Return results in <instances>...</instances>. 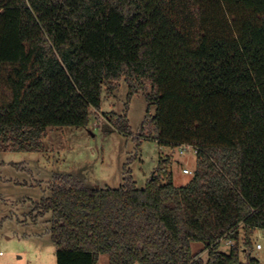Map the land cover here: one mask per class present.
Segmentation results:
<instances>
[{
    "label": "trees",
    "instance_id": "1",
    "mask_svg": "<svg viewBox=\"0 0 264 264\" xmlns=\"http://www.w3.org/2000/svg\"><path fill=\"white\" fill-rule=\"evenodd\" d=\"M121 80L147 103L137 146H192L193 175L176 187L164 162L139 189L126 168L118 188L53 174L32 212L51 214L56 264H260L264 0H0V156L86 127ZM109 120L133 135L125 114Z\"/></svg>",
    "mask_w": 264,
    "mask_h": 264
},
{
    "label": "rangeland",
    "instance_id": "2",
    "mask_svg": "<svg viewBox=\"0 0 264 264\" xmlns=\"http://www.w3.org/2000/svg\"><path fill=\"white\" fill-rule=\"evenodd\" d=\"M4 70L7 73L11 69L5 66ZM127 91L125 81L121 80L113 95L104 92L99 112L91 111L86 127L48 128L41 139L44 151L1 154L0 264H56L49 234L51 214H44L36 223L30 215L34 214L33 203L50 195L49 182L55 173L74 175L90 188H118L126 168L141 189L158 166L167 162L176 187L191 179L192 175H184L182 169L194 171L193 152L179 154L176 148L160 147L153 140H142L137 146L134 137L146 115L147 103L143 94L128 99ZM2 96L4 103H9L11 95L6 79ZM111 112L126 115L132 136L106 131ZM150 112H154V107H150ZM257 244L261 249H256ZM253 246L254 258L264 264V230H256ZM229 248L225 241L220 245L223 252ZM191 251L201 252V258L206 260L207 250L202 243H192ZM97 264H109L108 255H101Z\"/></svg>",
    "mask_w": 264,
    "mask_h": 264
},
{
    "label": "built area",
    "instance_id": "3",
    "mask_svg": "<svg viewBox=\"0 0 264 264\" xmlns=\"http://www.w3.org/2000/svg\"><path fill=\"white\" fill-rule=\"evenodd\" d=\"M176 149L178 150L179 154H185L186 152H189V151H191L195 154L194 148L190 145H181V146L177 147ZM182 173L184 175H193V172H191L187 169H182ZM225 243L227 245H229L230 247L233 246V244H234L232 241H225ZM256 249H261V245L257 244ZM1 255H2V253L0 252V256Z\"/></svg>",
    "mask_w": 264,
    "mask_h": 264
},
{
    "label": "crops",
    "instance_id": "4",
    "mask_svg": "<svg viewBox=\"0 0 264 264\" xmlns=\"http://www.w3.org/2000/svg\"><path fill=\"white\" fill-rule=\"evenodd\" d=\"M172 174V173H171ZM172 181H173V175H172ZM174 184V183H173ZM1 200V199H0ZM33 204H35V203H33ZM32 204V205H33ZM34 206V205H33ZM32 210H33V208H32ZM31 215V219H32V221L34 222V223H36L37 221H38V219L40 218V217H42V216H39V217H35V213L34 214H30ZM25 236H27V235H25ZM101 256V255H100ZM100 256H99V258H100ZM99 258H98V261H99ZM98 263V262H97Z\"/></svg>",
    "mask_w": 264,
    "mask_h": 264
}]
</instances>
